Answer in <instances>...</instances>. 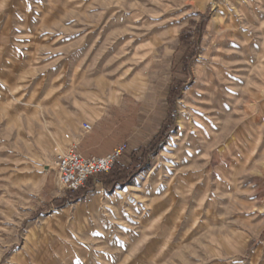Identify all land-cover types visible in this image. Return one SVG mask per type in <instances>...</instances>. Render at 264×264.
<instances>
[{
  "label": "rangeland",
  "instance_id": "obj_1",
  "mask_svg": "<svg viewBox=\"0 0 264 264\" xmlns=\"http://www.w3.org/2000/svg\"><path fill=\"white\" fill-rule=\"evenodd\" d=\"M98 121L125 153L61 188ZM0 264H264V0H0Z\"/></svg>",
  "mask_w": 264,
  "mask_h": 264
},
{
  "label": "built area",
  "instance_id": "obj_2",
  "mask_svg": "<svg viewBox=\"0 0 264 264\" xmlns=\"http://www.w3.org/2000/svg\"><path fill=\"white\" fill-rule=\"evenodd\" d=\"M92 128L90 123L84 122L80 133H89ZM126 149V145L122 144L107 155L84 158L78 152L77 141H73L65 151L56 153L54 156V170L58 183L65 190L78 191L85 186L89 178L109 172Z\"/></svg>",
  "mask_w": 264,
  "mask_h": 264
},
{
  "label": "crops",
  "instance_id": "obj_3",
  "mask_svg": "<svg viewBox=\"0 0 264 264\" xmlns=\"http://www.w3.org/2000/svg\"><path fill=\"white\" fill-rule=\"evenodd\" d=\"M105 125L100 121L93 126L92 130L86 134H79L77 137L72 138L78 143V152L84 158L90 157H101L111 153L117 147L122 144H125V141H119L117 138L105 142L107 131H105ZM131 147V144H128ZM126 189H131L130 185L126 186ZM100 188H98L95 195L92 197V200L96 201L97 198L101 197ZM122 190H117L115 196L121 195Z\"/></svg>",
  "mask_w": 264,
  "mask_h": 264
},
{
  "label": "bare ground",
  "instance_id": "obj_4",
  "mask_svg": "<svg viewBox=\"0 0 264 264\" xmlns=\"http://www.w3.org/2000/svg\"><path fill=\"white\" fill-rule=\"evenodd\" d=\"M200 63V62H199ZM196 71H198V69H199V64H198V62L196 63V65H195V68H194ZM242 87V86H241ZM188 95H190V92L188 91V90H186L185 92H184V97L181 99V101H180V119H179V122H178V130H177V132L176 133H174L172 136H171V138H170V140L168 141V143L166 144V146H165V148H167V149H163V154L164 155H168V151H172L174 148H177V147H179L180 146V143L182 142V140H183V138H184V136H185V120H187L186 119V114H187V105H186V101H185V97L186 96H188ZM244 109V108H243ZM223 152H224V150H223ZM153 171H154V167L152 166V167H150L149 169H148V171L146 172V173H144L143 174V176H141L140 178H139V180L140 179H143V180H145L146 178H149L150 177V175H152V173H153ZM185 171H183V173H184ZM180 180H182V179H180ZM131 188L133 187H136V183H132L131 184V186H130Z\"/></svg>",
  "mask_w": 264,
  "mask_h": 264
},
{
  "label": "trees",
  "instance_id": "obj_5",
  "mask_svg": "<svg viewBox=\"0 0 264 264\" xmlns=\"http://www.w3.org/2000/svg\"><path fill=\"white\" fill-rule=\"evenodd\" d=\"M118 168V167H117ZM118 169H122V168H118ZM119 171V170H118ZM118 171H113L111 172L110 174V178H108L107 180H105L104 182L107 184V185H113V184H116L118 182H120V173ZM117 172V173H116ZM108 173V172H107ZM105 174V173H103ZM101 175V174H99Z\"/></svg>",
  "mask_w": 264,
  "mask_h": 264
}]
</instances>
